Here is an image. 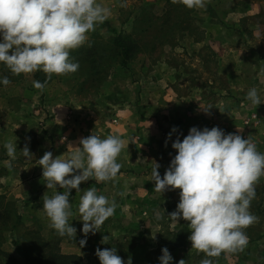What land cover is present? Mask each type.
<instances>
[{
    "label": "rangeland",
    "instance_id": "obj_1",
    "mask_svg": "<svg viewBox=\"0 0 264 264\" xmlns=\"http://www.w3.org/2000/svg\"><path fill=\"white\" fill-rule=\"evenodd\" d=\"M97 2L110 15L87 34L84 45L70 51L79 62L76 72L53 73L48 79L39 70L48 81L42 90L33 86L36 71L0 86V264H25L36 233L57 240L63 254L79 255L84 264H100L96 249L112 247L125 264L129 259L131 264H159L161 249L182 240L185 245L169 250L173 264L181 259L200 264L204 258L213 264H264V175L254 185L250 206L258 220L243 230L248 245L218 257L192 248L188 222L168 217L180 190L162 194L152 181L154 163L163 177L176 154L172 142L193 126L240 134L264 154V103L246 99L255 87L264 101V0H210L203 9L173 0ZM112 30L139 45L126 67L109 55ZM209 106L210 114L200 109ZM173 127L178 132L169 140ZM91 134L123 140L117 158L121 169L113 180L97 183L93 178L82 182L80 191L71 190L68 222L76 234L62 237L41 209L43 196L64 190L46 188L38 160L49 151L67 159ZM8 142L17 144L15 159L3 147ZM25 145L30 158L21 151ZM90 187L114 199L116 209L98 232L85 237L78 206ZM183 229L180 240L175 234ZM81 239L87 240L83 247Z\"/></svg>",
    "mask_w": 264,
    "mask_h": 264
},
{
    "label": "clouds",
    "instance_id": "obj_2",
    "mask_svg": "<svg viewBox=\"0 0 264 264\" xmlns=\"http://www.w3.org/2000/svg\"><path fill=\"white\" fill-rule=\"evenodd\" d=\"M209 2L173 0L188 9H203ZM109 15L110 9L97 0H0V62L15 75L42 70L50 79L53 73H74L79 62L70 58V51L84 45L87 34ZM9 83L7 76L0 77V84ZM46 83L47 79L44 83L34 80L33 86L42 90ZM246 99L257 106L264 103L255 87L248 90ZM211 108L200 109L210 114ZM177 132L173 127L167 139ZM3 147L15 159L17 144L8 142ZM123 147L124 142L118 136L101 138L91 134L79 140V146L73 147L67 159L54 158L49 151L38 160L46 188L64 190L54 192L51 197L43 196L41 209L60 236L76 234V228L68 222L72 214L71 190L80 191L81 183L93 178L97 183L113 180L121 169L117 158ZM171 147L176 154L163 177L158 171L159 163L155 162L152 169L156 192L180 190L176 210L168 217L188 222L192 248L206 257L243 251L249 242L243 230L258 220L250 212V206L256 196L254 185L264 175V154L257 151L249 138L226 133L216 126L202 130L193 126L182 140L178 135ZM21 151L26 158L32 156L27 145ZM115 209L114 199L110 201L98 195L95 188H88L78 206L85 237L98 232ZM106 239L107 236L102 243ZM86 243V239L80 240L81 247ZM161 252L159 264H173L169 250L164 247ZM95 255L100 264H125L114 247L97 248ZM127 264H131L130 259ZM178 264L186 262L181 259ZM200 264H213V261L204 258Z\"/></svg>",
    "mask_w": 264,
    "mask_h": 264
},
{
    "label": "trees",
    "instance_id": "obj_3",
    "mask_svg": "<svg viewBox=\"0 0 264 264\" xmlns=\"http://www.w3.org/2000/svg\"><path fill=\"white\" fill-rule=\"evenodd\" d=\"M112 32L115 34V36L111 39L112 41L111 47L109 49V55L113 58L118 57L120 59L121 65L126 67L129 62L133 60L136 53L139 52V45L136 41L132 40V37L129 35H125L124 33H118L115 30H112ZM6 68L7 66L0 62V72H2L3 74V76L0 75V77L7 76L10 80L12 77L18 76L13 74L10 69L6 70ZM34 77L41 83L45 82V79L42 78L41 71L39 70H36ZM2 85L3 84H0V86ZM6 216L7 215H5V217ZM183 234L184 229L178 231L175 234V237L177 236L178 239L180 238V240H182ZM32 241L34 252L31 257L26 256L27 262L25 264H84L82 257L79 255L63 254L61 252L57 240L48 241L46 239H43L39 233H36L35 235H32ZM18 242V240H14L15 245H18ZM185 244L186 240L172 243L169 245L168 250H174L179 246ZM18 247L20 246L18 245Z\"/></svg>",
    "mask_w": 264,
    "mask_h": 264
}]
</instances>
